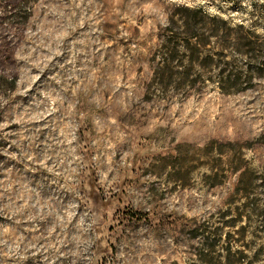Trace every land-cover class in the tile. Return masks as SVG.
<instances>
[{"label":"rangeland","instance_id":"1","mask_svg":"<svg viewBox=\"0 0 264 264\" xmlns=\"http://www.w3.org/2000/svg\"><path fill=\"white\" fill-rule=\"evenodd\" d=\"M14 3L0 264H264V0Z\"/></svg>","mask_w":264,"mask_h":264},{"label":"trees","instance_id":"2","mask_svg":"<svg viewBox=\"0 0 264 264\" xmlns=\"http://www.w3.org/2000/svg\"><path fill=\"white\" fill-rule=\"evenodd\" d=\"M14 2H15L14 6L16 10L22 13V16L15 14L13 15V17L17 15L19 18H23V16L25 18L27 15V11L29 10L28 5H26L27 0H14ZM174 61H175V55L170 56L168 55V53L165 52L159 55L151 79V86H153V88H155L157 91L167 92L170 91V89L176 87L179 88L178 86L180 85L173 86L169 83V81H165L167 78L168 79L172 78L174 74L180 73L179 71L180 65H178V63H174ZM221 89H223V87H221Z\"/></svg>","mask_w":264,"mask_h":264}]
</instances>
